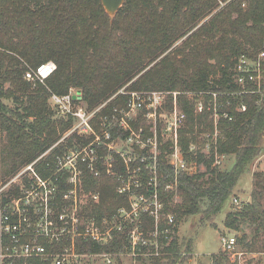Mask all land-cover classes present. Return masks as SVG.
<instances>
[{"label":"trees","instance_id":"1","mask_svg":"<svg viewBox=\"0 0 264 264\" xmlns=\"http://www.w3.org/2000/svg\"><path fill=\"white\" fill-rule=\"evenodd\" d=\"M263 51L264 0H124L112 21L100 0H0V133L6 135L13 152L11 167L4 175L9 179L36 160L73 125L71 117L54 118L49 105L52 94L65 96L74 89L88 111L106 103L91 125L101 143H110L129 136L117 124L129 100L128 95L119 94L122 88L128 93L175 92L185 115L179 147L188 163L202 164L205 171H182L177 174L176 191H165L176 175L166 160L171 152L169 143L160 146L156 166L162 212L172 214L176 224L186 218L211 224L228 204L224 227L235 232L236 244L245 246L249 253L264 254V171L252 173L248 201L229 208L240 176L264 153V82L260 93H241L243 89L233 83V69L239 58L254 59ZM46 62L56 65L55 72L44 84L32 88L23 79L25 72ZM245 89L257 90L250 83ZM200 93L206 103L211 100L210 93H217L222 111L231 119L220 118L215 125L211 113H196L193 95L188 94ZM171 101L170 96L168 108ZM241 105L246 106L243 112L236 110ZM130 126L135 131L143 128V139L152 136L143 114L130 121ZM104 129L110 133L109 140L102 136ZM215 129L219 133L216 153L233 159L225 170L214 165L213 152L206 156L200 151L188 152L191 143H198V136ZM156 133L160 143L159 128ZM94 138L71 135L35 165L42 179L58 178L60 206V196L69 185L63 175L55 174V158L77 146L92 144ZM92 147L99 174L95 176L82 166L80 189L86 197L97 194L98 200H87L83 214L111 221L119 209L129 208L128 195L117 193L118 177L125 174V166L105 145L93 143ZM135 154L133 167L143 168L151 162L148 146L142 150L136 146ZM107 156L114 158L116 175L105 171L103 159ZM143 157L145 164L140 163ZM145 179L143 176L144 186L135 190V195L152 193L145 190ZM17 195V189L1 192V205ZM142 223L145 233L152 231L151 217L143 215ZM247 230L251 242L247 241ZM176 231L177 225L168 246L162 237L159 239L161 256L145 258L144 263L186 264L192 260L193 243H179ZM112 235L111 242L103 246L78 240V251L122 253L128 245L127 233L114 231ZM211 264L238 263L222 252L211 256Z\"/></svg>","mask_w":264,"mask_h":264},{"label":"built area","instance_id":"2","mask_svg":"<svg viewBox=\"0 0 264 264\" xmlns=\"http://www.w3.org/2000/svg\"><path fill=\"white\" fill-rule=\"evenodd\" d=\"M55 70L56 65L53 62H46L35 69L27 70L23 79L33 86L38 83L44 84ZM232 80L234 84L243 89L241 93H260L261 85L264 82V51L260 52L254 59L239 58L233 69ZM249 83L253 84L257 90L245 89ZM119 94L129 96L127 110L117 124L121 129L129 132V136L124 141L133 143V156L117 153L111 147L113 141L101 143L100 136H96L91 121L106 103L93 112L88 111L81 106L80 93L74 89H70L65 96L55 94L50 96L49 105L56 111V114L59 117H71L74 120L71 128L65 132L66 135L52 148L71 135H76L85 138L95 136L92 144H103L109 151H115L125 166V174L118 177L120 185L117 192L121 195H128L129 208L119 209L111 221L107 219L98 221L96 218H89L83 214L89 199L84 198L80 189L82 166L90 169L95 176L99 174V170L95 168L97 156L92 144L84 147L77 146L72 150H67L62 155L56 156L55 174L63 175L69 185V189L60 196L61 206L57 200L59 194L58 178L42 179L31 163L23 169V172L19 173L20 175H31V184L29 187L26 186L30 190H27L25 195L8 200L4 206L0 203V264H119V261L124 257L129 258L132 262L137 258L160 257L163 246L160 245L159 239L162 237L166 241L164 246H168L172 241L176 222L172 214L162 212L163 204L157 191L156 158L159 147L168 142L171 152L166 155V160L173 168L176 176L173 182L165 187V191L175 192L177 174L182 171H189L192 164L185 160L179 147V129L185 121V115L177 103L178 93L163 91L128 93L120 90ZM188 95L190 97L193 95L195 112L207 111L211 113L215 125L220 118L231 119L228 113L222 111L217 93H210L211 100L207 103L202 98V93ZM170 96L172 101L171 107L168 108V97ZM245 109L246 106L241 105L236 110L243 112ZM140 114H143L145 124L147 123L152 132V136L146 139H143V128L135 131L130 126V121L136 120ZM102 126H105L104 123ZM158 128L161 134L160 143H158L156 133ZM163 130L167 137L165 139L162 135ZM102 136L105 140H109V131L104 129ZM202 136L205 138H201L203 139L202 147L209 154L214 153V165H219V159H223L224 156L218 155L215 151L219 136L218 131L215 129L213 133ZM136 146L140 150L148 146L152 155L151 162L147 164H145V158H141L140 163L145 164L143 168L131 165L132 159L137 160ZM195 147L196 143H191L188 152L195 153L198 151L193 152ZM103 161L106 173L112 176L116 175L112 166L114 158L107 156ZM143 176L146 178L145 190L152 192L149 196L134 194L135 190L144 186ZM90 200L97 202L98 195H91ZM233 203L236 207H240L242 204L235 198ZM143 215H147L153 220L151 232L145 233L142 230ZM163 223L165 224L164 228H161ZM114 231L127 233L128 245L122 253L88 254L78 251V240L91 241L96 245L103 246L111 242ZM221 244L223 252L236 256L234 253L235 235L221 237Z\"/></svg>","mask_w":264,"mask_h":264},{"label":"rangeland","instance_id":"3","mask_svg":"<svg viewBox=\"0 0 264 264\" xmlns=\"http://www.w3.org/2000/svg\"><path fill=\"white\" fill-rule=\"evenodd\" d=\"M181 41L182 40L177 42L176 45H179ZM31 85L32 84H30V86ZM34 86L32 85V88H35ZM121 90H125V88H122ZM9 104H11V103L9 102ZM79 106H80V104H79ZM81 106L86 108V106H84L83 104H81ZM50 108H51V106H50ZM98 108H96V109H98ZM93 111L94 110H92L91 112H93ZM52 112L54 113V118L59 117V115L56 114L55 110L52 109ZM133 117H135V116L133 115ZM59 118H61V117H59ZM146 125H147V123H146ZM149 132H151L150 129H149ZM65 135L66 134L63 133L59 140H61L63 138V136H65ZM162 135H163L164 139L167 138L165 136L164 130L162 131ZM201 138H204V136H198V143L196 144V147L193 148V152L198 150V151H200L199 153H202V154L204 153V155L205 154L208 155L209 152L206 151L202 147L203 139H201ZM64 143H65V140L63 142L59 143V145L60 144L62 145ZM132 145H133V143L130 141L127 142V141L115 139V140H113V144H111V147L114 150H116L117 153H122L125 156H133ZM52 147H51V149H52ZM263 147H264V137H263ZM49 150L46 151L45 154H42L36 160H34L35 161V162L33 161L34 163L31 162L34 165V168H35V165L38 164L39 161L44 156L47 155ZM12 157H13V152L9 148L7 137L3 132H1L0 133V193L6 192L7 190L13 191L16 189L19 191V195L12 196L10 199H12L13 197H19L21 195H25L27 190H30V188L27 189L26 186H28V187L30 186L31 178H32L31 175H29V174H22V175L19 174L20 172H23V169H25L26 166L30 165L31 163L20 168L12 177H9V179L7 177H5V175H4L5 171L10 169V167H11V158ZM132 160H133L132 163H134V159H132ZM219 161H220V164L216 165V166H218V168L220 170H225L233 164V159L231 156H224V158L223 159L220 158ZM195 171H205V166L202 164L197 165V164H195V162H192L189 172H195ZM254 171H264V153L260 157L259 160H256L249 167V172H245L244 174H242L240 176L238 183L236 184V188L234 190V195L230 200L229 208L236 207L232 201L233 198L237 199L241 203H245L248 201L249 195H250L251 189H252V173ZM90 196L91 195H89L87 197V199L90 200ZM84 198H86V196H84ZM227 211H228V204L221 211V213L216 217V220L214 221V223H211V224L201 223L198 219H193V218H186V219H184L181 222L176 224L177 225V231H176L177 241L179 243L183 242L184 244H186L188 241L191 240V242L193 243V250H194L193 251V259L190 260L189 262H187L186 264H211V256L214 254H218V253L223 252L222 251V244H221V237H224V236L228 237L229 235H235L234 231L228 230L224 227V219H225V215H226ZM246 233L249 236L247 241L251 242L252 237L250 236V232L247 230ZM243 247H245V246H242L238 243L236 244L235 250H234V253L236 256H234V255L231 256V254L227 253L230 261L236 262L238 264H246L250 261L253 264L256 262H258L259 264H264V254H252V253L247 252L245 250V248H243ZM144 259L145 258H137L135 261L132 262V260H130L129 258L124 257V258H122L121 262H122V264H148L149 262H147V261H146V263H144L145 262Z\"/></svg>","mask_w":264,"mask_h":264},{"label":"water","instance_id":"4","mask_svg":"<svg viewBox=\"0 0 264 264\" xmlns=\"http://www.w3.org/2000/svg\"><path fill=\"white\" fill-rule=\"evenodd\" d=\"M100 3L105 11V13L109 16L112 21L117 12L123 6L124 0H100Z\"/></svg>","mask_w":264,"mask_h":264}]
</instances>
